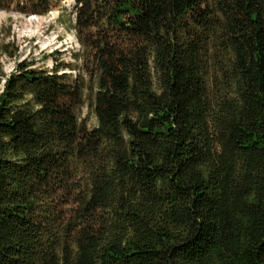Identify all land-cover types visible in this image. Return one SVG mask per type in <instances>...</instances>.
Listing matches in <instances>:
<instances>
[{
  "label": "trees",
  "instance_id": "trees-1",
  "mask_svg": "<svg viewBox=\"0 0 264 264\" xmlns=\"http://www.w3.org/2000/svg\"><path fill=\"white\" fill-rule=\"evenodd\" d=\"M73 9L70 61H0V264H264V0Z\"/></svg>",
  "mask_w": 264,
  "mask_h": 264
},
{
  "label": "rangeland",
  "instance_id": "rangeland-1",
  "mask_svg": "<svg viewBox=\"0 0 264 264\" xmlns=\"http://www.w3.org/2000/svg\"><path fill=\"white\" fill-rule=\"evenodd\" d=\"M74 3L75 0H61L62 7L59 5L51 9L58 12L57 17L39 15L34 20H30L27 15L17 11L0 9V44L13 41L18 49L15 57L1 56L0 61L4 71L6 73L14 71L16 62L22 57L34 60V66L48 68L54 64L55 56L52 55V51L57 48L62 51L61 58L64 61H70V53L77 50L75 43H78L72 27ZM2 14H4L3 17ZM48 39L52 43L51 47H47ZM77 114L88 127L91 128L97 124L96 117L88 104L79 109ZM64 201V199L60 200V208L69 213L73 206L71 203L64 204Z\"/></svg>",
  "mask_w": 264,
  "mask_h": 264
},
{
  "label": "built area",
  "instance_id": "built-area-1",
  "mask_svg": "<svg viewBox=\"0 0 264 264\" xmlns=\"http://www.w3.org/2000/svg\"><path fill=\"white\" fill-rule=\"evenodd\" d=\"M61 5H62V4H61ZM63 7H64V5H63ZM46 15H47L48 17H50V18H54V17H57V16H58V12H55V11H53V10H50ZM37 16H39V15H28V18H29L30 20H34V19H37ZM47 44H48L47 47H51V45H52V43L50 42V40L47 41ZM75 44H76V48L78 49V48H79V44H78L77 42H76ZM58 49H59V48L53 50L52 52L55 53ZM53 53H52V54H53ZM24 59H27V58H26V57H22L21 59H19V61H22V60H24ZM52 66H53V64H52L51 66H48V68L50 67L49 70L52 68ZM3 81H4V80H3Z\"/></svg>",
  "mask_w": 264,
  "mask_h": 264
},
{
  "label": "bare ground",
  "instance_id": "bare-ground-1",
  "mask_svg": "<svg viewBox=\"0 0 264 264\" xmlns=\"http://www.w3.org/2000/svg\"><path fill=\"white\" fill-rule=\"evenodd\" d=\"M4 16V14H2V17ZM49 40V39H48ZM51 42V41H50Z\"/></svg>",
  "mask_w": 264,
  "mask_h": 264
}]
</instances>
